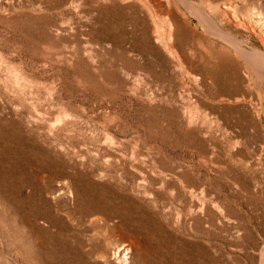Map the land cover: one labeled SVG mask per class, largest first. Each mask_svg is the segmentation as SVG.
<instances>
[{"label":"rangeland","instance_id":"1","mask_svg":"<svg viewBox=\"0 0 264 264\" xmlns=\"http://www.w3.org/2000/svg\"><path fill=\"white\" fill-rule=\"evenodd\" d=\"M159 2L0 0V264H261L264 0Z\"/></svg>","mask_w":264,"mask_h":264},{"label":"bare ground","instance_id":"2","mask_svg":"<svg viewBox=\"0 0 264 264\" xmlns=\"http://www.w3.org/2000/svg\"><path fill=\"white\" fill-rule=\"evenodd\" d=\"M142 2H145L146 4H148L151 9H153L154 14L158 13L159 10H162V4L161 2H159V0H141ZM171 0H168V2L170 3ZM179 2L185 6L187 9L192 10L193 6L192 4L189 2V0H179ZM232 2H229L227 6H225V9H223L221 12L222 14L226 15L229 14L228 8L232 6ZM168 13L171 14L170 9L167 11ZM209 17V21H210V25L211 26V32H213L216 36H218L219 38L228 40L236 49L238 52L242 53L251 63L253 69L255 70V72H257L259 74V76L264 80V54H258L257 52H253L250 47L244 45L242 42L238 41L237 39H235L233 36H231L226 30H224L223 27H221L220 24H218L216 21H214V19L210 16ZM207 22V21H206ZM210 30V28H209ZM226 66H224V70L223 72L218 71V67H215V65L212 63L211 59L210 61L208 60L207 64H206V69L199 66V69L203 70L205 77L209 78V79H215L218 80L217 78H219V76H221V73L223 74L224 72H229L232 73V71H226L227 68H225ZM260 79V80H262ZM261 264H264V246L261 249Z\"/></svg>","mask_w":264,"mask_h":264}]
</instances>
